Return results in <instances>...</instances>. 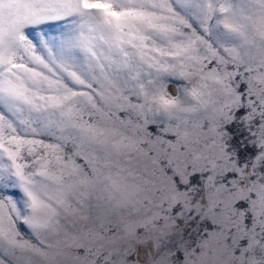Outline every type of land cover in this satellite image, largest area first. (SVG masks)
Returning a JSON list of instances; mask_svg holds the SVG:
<instances>
[{
	"label": "snow or ice",
	"instance_id": "1",
	"mask_svg": "<svg viewBox=\"0 0 264 264\" xmlns=\"http://www.w3.org/2000/svg\"><path fill=\"white\" fill-rule=\"evenodd\" d=\"M0 264H264V0H0Z\"/></svg>",
	"mask_w": 264,
	"mask_h": 264
}]
</instances>
